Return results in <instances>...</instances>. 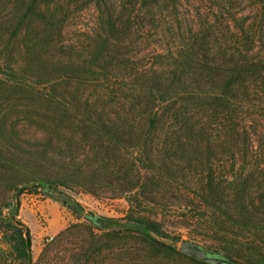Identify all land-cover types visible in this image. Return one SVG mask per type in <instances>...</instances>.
<instances>
[{"label": "trees", "instance_id": "1", "mask_svg": "<svg viewBox=\"0 0 264 264\" xmlns=\"http://www.w3.org/2000/svg\"><path fill=\"white\" fill-rule=\"evenodd\" d=\"M92 1L99 11L102 30L106 31L105 35L98 34L101 38L99 46H102L89 62H60L61 65L48 72L39 64L34 70L30 64L5 61L0 62L1 78L13 85H30L35 79L56 80L61 74L80 72L85 68L93 78L101 77L107 83L116 73L113 52L106 51V46L116 49L118 44L117 48L120 47L125 39L130 38L132 27L154 35V43L167 48L166 66L143 68L126 89H119L129 97L128 106L122 113L99 110L95 103L100 99L93 101L96 109L86 116L92 123L89 138L93 144L85 151L84 158L71 156L63 159L54 157L53 153H42L44 159L40 162L29 159L28 168L35 176L26 178L41 180L48 185L69 187L74 184L95 196L106 188L104 193L117 197L138 188L142 169L170 174L168 166L162 167V163L160 167L156 166L154 161L159 155L173 154L166 145L173 144L175 132L178 133L176 139L187 145L210 143L223 137V143L228 146L225 162L231 160V166H235L237 160L241 161L240 170L234 175L218 177L216 164L207 161L199 195L215 211L211 226L216 232L245 238L237 245L231 242L233 246H224L223 251L242 264H264V131L252 118L253 111L249 108L255 106V95L257 98L264 94V0ZM24 2L25 11L18 6L9 24L8 30L16 29L12 31L14 37L29 14L42 16L46 25L51 26L56 14L63 12L58 5L51 8L47 2L44 8L37 0ZM35 35L43 37V32L35 31ZM107 101L111 103V99ZM202 112L211 118L203 121ZM223 112H226L227 120L221 134L211 121ZM162 130L164 147L158 148L161 142L158 132ZM20 145L12 146L11 159L4 160L14 169L11 171V223L8 231L17 251L16 257L29 260L30 231L16 220L20 195L28 181L21 179L18 172L27 165L22 157L14 156L22 151ZM133 148H139L141 168L136 157L131 159L124 155L123 151L129 154ZM45 149L47 152L48 147ZM31 152L38 154V151ZM251 162L252 168L247 169L246 165ZM148 177L153 180L155 176ZM5 178L0 175V181L8 183ZM139 193L144 198H152L144 191L135 195ZM136 200L130 199L131 207L138 204ZM75 203L73 199L64 200V204L71 208H75ZM132 215L127 217L126 229L158 231L156 222Z\"/></svg>", "mask_w": 264, "mask_h": 264}, {"label": "rangeland", "instance_id": "2", "mask_svg": "<svg viewBox=\"0 0 264 264\" xmlns=\"http://www.w3.org/2000/svg\"><path fill=\"white\" fill-rule=\"evenodd\" d=\"M37 2L42 8L46 2L51 8L58 5L63 12L56 14L55 23L51 26L46 25L42 16L29 14L14 37V29L8 30L9 24L18 6L23 12L26 4L24 0H0V62L30 64L34 70L39 64L48 72L66 62H89L102 46H99V35H105L106 31L102 30L94 2ZM35 31H42L43 37L35 35ZM47 38L51 41L47 42ZM155 39L154 35L132 27L130 38L125 39L120 47L117 48L118 44L116 49L106 46V51L113 52L116 73L110 76L107 83L101 77L93 78L85 72V68L80 72L61 74L56 80L35 79L30 85H13L0 76V175L6 176L8 182L0 181V264H200L178 251L182 238L196 240L224 254H227L223 251L224 246H233L231 242L237 245L245 240L244 237L216 232L211 226L215 211L199 195L204 185L207 161L216 164L218 177L222 174L234 175L240 170L241 161L236 159L235 166H231L229 159L225 162L228 146L223 143V137L210 143L187 145L177 140L175 135L178 133L173 131V144L166 145L173 154L159 155L154 161L156 166L161 163L162 167L168 166L170 174L142 169L138 188L117 197L104 193L106 188L95 196L74 184L69 187L48 185L41 180L26 178L35 176L28 168L29 159L40 162L44 159L42 153H53L54 157L63 159L71 156L84 158L87 155L85 151L93 143L89 138L92 123L86 116L93 114L95 105L107 113H122L128 106L129 97L119 89H126L143 68L166 66L167 58L164 56L168 50L158 42L155 44ZM98 98L100 102H96ZM254 99L255 106H249L253 111L252 118L264 131V94L257 98L255 95ZM193 110L197 112L195 108ZM201 116L203 121L211 118L204 112ZM226 117V112H223L211 121L221 134ZM163 133V130L158 132L161 136L158 148L164 147ZM91 136L94 135L91 133ZM19 144L22 151L14 156L27 159H22L27 166L18 172L21 179L28 181L24 183L26 189L20 195L16 220L30 231L29 260L16 257L17 251L8 231L11 223V171L14 169H11L10 162L4 160L11 159V147H18ZM45 147H48L47 152ZM32 150L38 151V154L33 155ZM123 152L131 159L136 157L141 168L139 148L130 149L129 154ZM252 163L246 165L247 169L252 168ZM149 175L155 176L153 180ZM141 191L150 193L152 198H144L140 193L135 195ZM132 198H137L138 204L131 207L129 201ZM65 199L76 201L75 208L66 206ZM87 212L110 217L120 225L111 229L96 227L83 220ZM129 215L156 222L158 231L126 229ZM49 236L53 239L47 241Z\"/></svg>", "mask_w": 264, "mask_h": 264}, {"label": "water", "instance_id": "3", "mask_svg": "<svg viewBox=\"0 0 264 264\" xmlns=\"http://www.w3.org/2000/svg\"><path fill=\"white\" fill-rule=\"evenodd\" d=\"M82 218L84 221H87L96 227L105 229L115 228L120 225L116 220L100 214L87 212ZM178 251L183 255L208 264H242L236 258L209 248L196 240L186 237L180 240Z\"/></svg>", "mask_w": 264, "mask_h": 264}, {"label": "built area", "instance_id": "4", "mask_svg": "<svg viewBox=\"0 0 264 264\" xmlns=\"http://www.w3.org/2000/svg\"><path fill=\"white\" fill-rule=\"evenodd\" d=\"M51 239H53V236H49V237H47V241H50Z\"/></svg>", "mask_w": 264, "mask_h": 264}]
</instances>
